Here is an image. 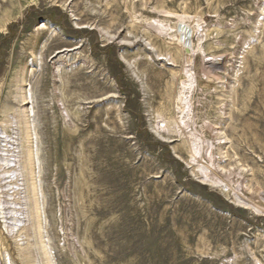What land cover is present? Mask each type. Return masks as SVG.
<instances>
[{
	"label": "rangeland",
	"instance_id": "374dc122",
	"mask_svg": "<svg viewBox=\"0 0 264 264\" xmlns=\"http://www.w3.org/2000/svg\"><path fill=\"white\" fill-rule=\"evenodd\" d=\"M0 264H264V0H0Z\"/></svg>",
	"mask_w": 264,
	"mask_h": 264
},
{
	"label": "bare ground",
	"instance_id": "6f19581e",
	"mask_svg": "<svg viewBox=\"0 0 264 264\" xmlns=\"http://www.w3.org/2000/svg\"><path fill=\"white\" fill-rule=\"evenodd\" d=\"M180 28H182V27H180ZM178 42L180 44H182V45H187L188 44L187 34L185 33V31H182L181 29H180V32H179Z\"/></svg>",
	"mask_w": 264,
	"mask_h": 264
}]
</instances>
